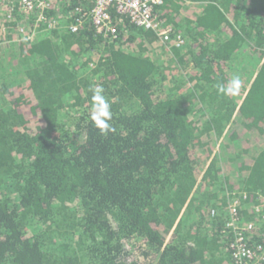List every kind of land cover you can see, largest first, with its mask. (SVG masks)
Returning a JSON list of instances; mask_svg holds the SVG:
<instances>
[{
	"label": "trees",
	"instance_id": "obj_1",
	"mask_svg": "<svg viewBox=\"0 0 264 264\" xmlns=\"http://www.w3.org/2000/svg\"><path fill=\"white\" fill-rule=\"evenodd\" d=\"M17 1L0 5V41L5 12L32 27ZM48 2L61 23L91 7ZM156 10L185 40L165 61L151 53L153 31L115 13V37L87 18L75 32L16 34L14 58H0V264H235L223 231L235 190L247 194L248 244L262 243L264 0ZM235 75L239 95L219 94ZM97 85L111 104L107 135L89 119ZM218 141L235 153L227 163L211 155Z\"/></svg>",
	"mask_w": 264,
	"mask_h": 264
},
{
	"label": "built area",
	"instance_id": "obj_2",
	"mask_svg": "<svg viewBox=\"0 0 264 264\" xmlns=\"http://www.w3.org/2000/svg\"><path fill=\"white\" fill-rule=\"evenodd\" d=\"M9 0H0V5L6 4ZM164 0H91V7L83 12L75 22L61 23L56 16H48L46 9L49 6L48 0H18L17 4L22 12L26 15H33L34 20L32 27L23 22H17L14 25L15 18L12 12L8 11L3 14V28L6 23H13L18 37L24 40H32L42 30H53L66 27L71 31H77L85 21L89 18L93 24L96 34L103 37H115L117 34V26L113 20L112 13L117 14L116 23L124 18L128 19L132 24L145 30L153 31L156 35L157 42L163 45L167 51L171 47L181 48L184 45V38L180 33H175L173 28L164 24L158 14L156 8L163 4ZM41 25L43 27L41 28ZM166 51V52H167ZM168 53V52H167ZM227 197V216L225 220L224 233L232 236L228 247L232 250V258L235 264H264V238L262 243L254 246L248 244V240L252 229L254 228L251 220H242L240 217V209L244 206L242 202L247 198V194L241 190L229 191ZM258 202L254 210L262 213L264 217V194L258 193ZM210 213L214 215L215 209H210Z\"/></svg>",
	"mask_w": 264,
	"mask_h": 264
},
{
	"label": "clouds",
	"instance_id": "obj_3",
	"mask_svg": "<svg viewBox=\"0 0 264 264\" xmlns=\"http://www.w3.org/2000/svg\"><path fill=\"white\" fill-rule=\"evenodd\" d=\"M241 87V78L239 75H235L226 83L218 84L217 91L219 94L234 97L239 95ZM91 91V106L89 110L90 121L102 135L114 133L116 129L111 124V104L104 94L105 90L103 86L97 85Z\"/></svg>",
	"mask_w": 264,
	"mask_h": 264
},
{
	"label": "rangeland",
	"instance_id": "obj_4",
	"mask_svg": "<svg viewBox=\"0 0 264 264\" xmlns=\"http://www.w3.org/2000/svg\"><path fill=\"white\" fill-rule=\"evenodd\" d=\"M26 19L27 20H24V21L29 22V18H26ZM18 21H23V19H17L16 22H18ZM4 27H5V29L3 31V35L4 36H3V40L0 41V45L1 44H5V46L3 48V51H6V52H1L0 51V58H1L2 63L5 60L4 56L6 54H8L11 58L12 57L14 58V54L13 53H15V52L12 51L13 50L12 47H13V43H15L14 41L16 39V36H15L16 32H15V29L13 28V26L8 27L7 25H5ZM8 36H10V37H8ZM157 47H158L157 48L158 50L153 49L151 51V53L154 56L156 55V56L160 57V59L163 60V61L168 60L169 53L166 52L165 47H160V44H158ZM159 47H160V49H159ZM12 54H13V56H12ZM4 63H7V60ZM17 76H18V74H17ZM215 153L218 154L219 157H220V160L224 161L225 163L228 162L227 159H230V157H234L233 155H235L234 152L231 153L230 151H228L225 148H223L219 141L214 146V149H212L211 155H214Z\"/></svg>",
	"mask_w": 264,
	"mask_h": 264
}]
</instances>
